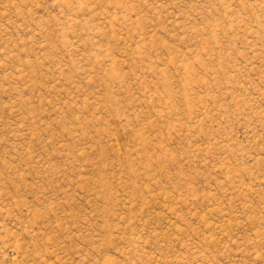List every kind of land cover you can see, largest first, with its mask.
<instances>
[{
  "label": "rangeland",
  "instance_id": "obj_1",
  "mask_svg": "<svg viewBox=\"0 0 264 264\" xmlns=\"http://www.w3.org/2000/svg\"><path fill=\"white\" fill-rule=\"evenodd\" d=\"M0 264H264V0H0Z\"/></svg>",
  "mask_w": 264,
  "mask_h": 264
}]
</instances>
